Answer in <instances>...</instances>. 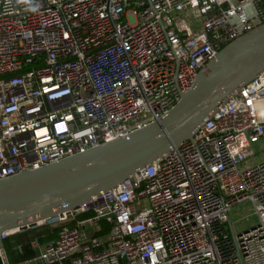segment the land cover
Returning <instances> with one entry per match:
<instances>
[{
  "label": "built area",
  "instance_id": "2783aa9c",
  "mask_svg": "<svg viewBox=\"0 0 264 264\" xmlns=\"http://www.w3.org/2000/svg\"><path fill=\"white\" fill-rule=\"evenodd\" d=\"M263 21L264 0H0V177L157 120ZM263 138L264 71L191 137L39 222L62 226L45 261L264 264V159L249 163Z\"/></svg>",
  "mask_w": 264,
  "mask_h": 264
},
{
  "label": "water",
  "instance_id": "95a60500",
  "mask_svg": "<svg viewBox=\"0 0 264 264\" xmlns=\"http://www.w3.org/2000/svg\"><path fill=\"white\" fill-rule=\"evenodd\" d=\"M264 71V21L233 39L197 74L165 115L129 135L59 160L0 177V249L6 230L16 231L76 207L111 188L192 136L241 86ZM43 256L30 260L41 264Z\"/></svg>",
  "mask_w": 264,
  "mask_h": 264
},
{
  "label": "crops",
  "instance_id": "0c3cea01",
  "mask_svg": "<svg viewBox=\"0 0 264 264\" xmlns=\"http://www.w3.org/2000/svg\"><path fill=\"white\" fill-rule=\"evenodd\" d=\"M85 215H82L81 217H84ZM75 221L70 222V224H74ZM47 224V223H43ZM53 225H61V224H51ZM106 223H103V227H105ZM48 226V225H46ZM102 227V228H103ZM30 228V229H28ZM34 229V231H32ZM48 229L42 224H38L35 226L27 227L25 229L16 231L17 234H10L4 238L9 244L10 252L8 254L7 247L5 246V253L8 257L10 264H31L30 260L36 257L43 256L45 253V249L47 244L54 240L60 230V227L55 232L54 236L48 235V232H45ZM36 233V235H35ZM107 233V232H106ZM105 233V234H106ZM103 234V235H105ZM97 235H100L99 232H97ZM24 248L26 249L27 254H23ZM25 255L23 259L20 258V254ZM67 263H70V260H67ZM0 264H5L4 257H3V251L0 249ZM41 264H49L46 261H43Z\"/></svg>",
  "mask_w": 264,
  "mask_h": 264
},
{
  "label": "trees",
  "instance_id": "16d2710c",
  "mask_svg": "<svg viewBox=\"0 0 264 264\" xmlns=\"http://www.w3.org/2000/svg\"><path fill=\"white\" fill-rule=\"evenodd\" d=\"M85 215H87V214H85ZM46 225H48V226H46ZM42 226L48 228V229H45V230H46L45 232H48V235L51 234V236H54V235H55V232L58 230V228H59V227H60V228L62 227L61 225H53V226H51V224H42ZM28 229H30V228H28ZM108 230H109V225L106 224L105 227H103L102 230L99 231V234H105L106 232H108ZM32 231H34V229H33ZM17 233H18V232H15L14 234H17ZM35 235H36V233H35ZM6 242H7V241L4 240L5 246L7 247V252H8V254H9V252H10L9 244L6 243ZM23 254H27L25 248H24V252H23ZM23 254H22V253L20 254V258H21V259H23L24 257H26V256L23 255Z\"/></svg>",
  "mask_w": 264,
  "mask_h": 264
},
{
  "label": "rangeland",
  "instance_id": "374dc122",
  "mask_svg": "<svg viewBox=\"0 0 264 264\" xmlns=\"http://www.w3.org/2000/svg\"><path fill=\"white\" fill-rule=\"evenodd\" d=\"M255 155L249 160V163L264 159V138L253 145Z\"/></svg>",
  "mask_w": 264,
  "mask_h": 264
}]
</instances>
